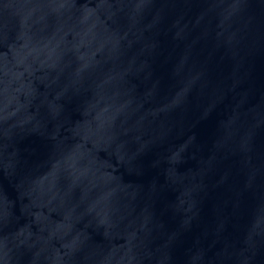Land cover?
I'll use <instances>...</instances> for the list:
<instances>
[{
  "label": "water",
  "instance_id": "1",
  "mask_svg": "<svg viewBox=\"0 0 264 264\" xmlns=\"http://www.w3.org/2000/svg\"><path fill=\"white\" fill-rule=\"evenodd\" d=\"M0 264H264V0H0Z\"/></svg>",
  "mask_w": 264,
  "mask_h": 264
}]
</instances>
